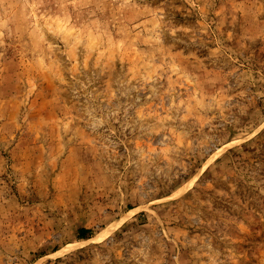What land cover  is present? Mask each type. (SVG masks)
Listing matches in <instances>:
<instances>
[{
  "label": "rangeland",
  "instance_id": "1",
  "mask_svg": "<svg viewBox=\"0 0 264 264\" xmlns=\"http://www.w3.org/2000/svg\"><path fill=\"white\" fill-rule=\"evenodd\" d=\"M0 264H264V0H0Z\"/></svg>",
  "mask_w": 264,
  "mask_h": 264
}]
</instances>
